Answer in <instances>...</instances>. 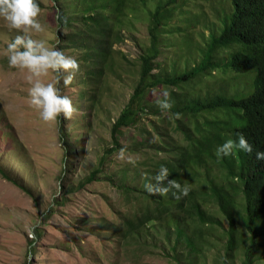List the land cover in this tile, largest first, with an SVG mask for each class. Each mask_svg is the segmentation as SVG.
Wrapping results in <instances>:
<instances>
[{
	"label": "rangeland",
	"instance_id": "obj_1",
	"mask_svg": "<svg viewBox=\"0 0 264 264\" xmlns=\"http://www.w3.org/2000/svg\"><path fill=\"white\" fill-rule=\"evenodd\" d=\"M157 1L149 0L147 8L138 6L140 10L130 17L132 26L126 39L116 46L127 60H120L117 72L107 79L102 103L89 107L86 95L90 91L80 84L82 78L77 73L67 86L61 78V94L72 99L75 110L67 118L61 113L54 122L40 119L39 109L29 104L31 82L27 76L31 73L9 66L5 49L16 30H10L0 18V264H222L231 224L214 206H209L207 213H215L214 218L223 223L222 229L201 228L205 237L200 240L194 235V225L187 226L189 236L198 240V245H213L203 254L206 258L188 252L186 244L174 253V233L166 237L163 231L144 232L141 240L123 239V219L130 209L136 212L121 191L125 179L126 185L143 189L148 178L145 161L149 157L162 159L156 156L152 143L165 140L168 145H187H181L183 136L176 132L174 122L182 117L168 113L178 109L172 93L177 90L178 99L191 97L206 103L222 94L232 98L253 84L251 77L243 83L240 77L227 74L232 58H225L228 53L219 50L213 71L203 77L199 74L196 83L186 84L181 91L162 85L153 90L149 94L153 111L144 116L142 125L123 129L117 136L121 144L118 148L113 127L140 83V57L152 45L149 14ZM38 3V19L44 31L29 30L27 35L46 41L48 48H60L58 11L53 9L56 4L53 0ZM73 6L75 2L66 4L69 9ZM231 12V0H183L175 8L172 22L161 27V55L154 72L161 79L194 73L204 61L203 49L215 40L214 33L221 35L224 18L226 23ZM65 50L66 55L77 59L78 53ZM57 75L49 71L43 79L48 82ZM157 108L165 112L155 114ZM219 114H205V120L215 121ZM186 123L193 127L189 121ZM61 131L65 132L64 140ZM97 170L101 172L96 181L83 186ZM221 173L220 168L211 167V178L215 177V183L224 189L225 180L217 178ZM184 184L198 194L202 190L210 194L203 180L186 179ZM229 194L235 195L231 191ZM237 222L241 247L231 264H244L251 233L243 221ZM259 244L262 257L257 264H264V237ZM181 259L186 262H179Z\"/></svg>",
	"mask_w": 264,
	"mask_h": 264
},
{
	"label": "trees",
	"instance_id": "obj_2",
	"mask_svg": "<svg viewBox=\"0 0 264 264\" xmlns=\"http://www.w3.org/2000/svg\"><path fill=\"white\" fill-rule=\"evenodd\" d=\"M53 1L56 4L53 9L67 18L66 24L58 22L59 46L64 52L65 49H71L78 53L79 70L76 73L82 78L80 84H84L90 91L86 95L89 96V107L95 108L102 103L107 79L117 72L120 60H127V56L117 50L116 46L126 39L128 27L132 26L130 17H134L137 10H140L138 6L147 8L149 0ZM231 1L232 12L229 17L226 16V23L224 18L221 35L214 33L215 40L211 41L207 50L203 49L204 61L196 67L194 73L180 74L170 79H161L154 72L156 60L161 55V27L172 22L175 8L183 0H159L154 4V11L149 14L152 45L140 57V83L113 127L118 148L121 144L117 136L123 129L142 125L144 116L153 111L149 101V94L153 90L162 85L170 90L175 88L181 91L186 88V84H193L199 79V74L203 77L209 70L213 71V62L218 58L219 50L224 49L228 53L225 58H232L225 72L240 77L243 83L251 77L253 84L250 89L239 91L232 98L222 94L206 103L191 97L178 99L177 90L172 93L178 109L168 113L182 117L174 122L177 123L176 132L183 136V139L179 137L181 145L184 142L187 145H168L165 140L161 144L152 143L157 151L156 156L162 159L149 157L145 161L148 178L143 183V189L126 185L127 179L121 187V191L128 197V205H133L136 211L130 209L125 215L122 229L125 231V241L131 237L141 240L143 234H146L144 232L163 231L166 237L174 233V253L178 252L182 244H186L188 252L206 258L203 254L213 245L203 242L198 245V240L189 236L187 226L194 225V235L200 240L205 237L201 228L222 229L223 223L218 217L214 218L215 213L211 216L207 213L208 207L214 206L231 224L222 264L235 261L241 247L237 219L243 221L244 228L251 233L250 243L244 252V264H257L262 257L259 254L262 247L260 239L264 237V159L255 158V151H264V0ZM70 2H75L72 9L66 7ZM162 112L165 111L157 108L155 114ZM217 112L220 114L215 121L205 120V114ZM186 121L194 128L187 125ZM237 132L245 135L253 145V152L249 154L234 149L229 156L218 159L215 154L217 146L227 139L236 141ZM60 137L64 140V131H61ZM161 166L167 168L168 172L164 179L158 181L155 177L160 173ZM212 166L223 172L217 178L225 180L224 189L215 183V177L211 178ZM100 172L95 171L83 186L96 181ZM186 179L193 182L203 180L210 194L206 195L204 190L201 194L194 192L184 184ZM171 180H176L179 187L170 184ZM146 185L153 191L149 192ZM185 188L188 189L186 193ZM158 189L167 191L161 192ZM24 190L28 191L26 188ZM229 191L238 196H231ZM179 262L186 260L181 259Z\"/></svg>",
	"mask_w": 264,
	"mask_h": 264
},
{
	"label": "clouds",
	"instance_id": "obj_3",
	"mask_svg": "<svg viewBox=\"0 0 264 264\" xmlns=\"http://www.w3.org/2000/svg\"><path fill=\"white\" fill-rule=\"evenodd\" d=\"M41 12L38 0H0V18L3 19L10 30H16V35L6 45L5 55L9 66L24 69L31 75L27 76L31 87L28 88L30 106L39 109L38 115L45 122H54L63 113L64 117H70L75 110L72 99L61 94L58 82L62 78L65 86L70 85L79 70L78 60L58 48H48L46 41L33 39L27 35L29 30L36 33L44 31L38 19ZM57 20L61 24L67 23V18L57 13ZM63 70V71H62ZM49 71L58 75L51 81L45 82V77ZM64 73H67L64 75ZM33 77H36L33 80ZM236 141L227 139L223 144L216 148L217 158H222L232 154L234 149L251 154L253 145L246 139L242 132L236 133ZM257 160L264 159V151H255ZM168 169L161 166L160 173L155 177L156 180L165 178ZM170 184L179 187L176 180L169 181ZM148 191L152 192L150 186ZM166 192L167 189H158ZM185 193L188 191L184 189Z\"/></svg>",
	"mask_w": 264,
	"mask_h": 264
}]
</instances>
